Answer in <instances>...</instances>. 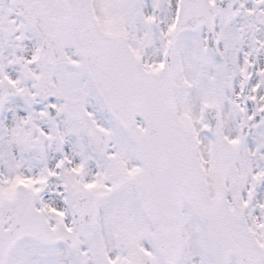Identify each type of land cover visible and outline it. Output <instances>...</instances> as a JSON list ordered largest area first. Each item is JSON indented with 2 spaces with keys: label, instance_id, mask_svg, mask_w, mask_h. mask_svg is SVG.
I'll list each match as a JSON object with an SVG mask.
<instances>
[{
  "label": "snow or ice",
  "instance_id": "obj_1",
  "mask_svg": "<svg viewBox=\"0 0 264 264\" xmlns=\"http://www.w3.org/2000/svg\"><path fill=\"white\" fill-rule=\"evenodd\" d=\"M0 264H264V0H0Z\"/></svg>",
  "mask_w": 264,
  "mask_h": 264
}]
</instances>
